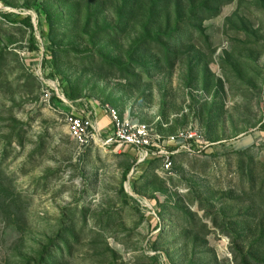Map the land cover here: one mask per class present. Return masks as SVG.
<instances>
[{"label":"rangeland","instance_id":"rangeland-1","mask_svg":"<svg viewBox=\"0 0 264 264\" xmlns=\"http://www.w3.org/2000/svg\"><path fill=\"white\" fill-rule=\"evenodd\" d=\"M57 90L202 141L124 191ZM0 264H264V0H0Z\"/></svg>","mask_w":264,"mask_h":264},{"label":"built area","instance_id":"built-area-1","mask_svg":"<svg viewBox=\"0 0 264 264\" xmlns=\"http://www.w3.org/2000/svg\"><path fill=\"white\" fill-rule=\"evenodd\" d=\"M57 94L70 106L66 110L68 129L80 145L95 143L112 150L121 151L129 148L134 151L135 161L124 185L125 190L129 192L132 175L140 164L157 158L161 160L163 169H170L176 152L181 149L194 151L191 141H202L196 129L182 128L166 135L151 123L132 115L129 109L121 111L119 106L110 103L100 105L110 118V122L102 126L99 124L96 105L87 103L82 106L76 103L74 105L65 93L57 90ZM168 144H173L174 147L168 148ZM144 203L150 206L148 201L144 200Z\"/></svg>","mask_w":264,"mask_h":264},{"label":"trees","instance_id":"trees-1","mask_svg":"<svg viewBox=\"0 0 264 264\" xmlns=\"http://www.w3.org/2000/svg\"><path fill=\"white\" fill-rule=\"evenodd\" d=\"M2 15L5 16V17H7V18H11L9 12H3ZM48 15H49L48 17L50 18V14H48ZM30 18H31V15L28 14L27 17H26V21L28 22L29 25L33 26V23H32V21H31ZM36 41H37V38H36L35 33L33 32L32 35H31V43L33 44L34 49L37 48ZM123 189H124V191H126L125 190V187H123Z\"/></svg>","mask_w":264,"mask_h":264},{"label":"crops","instance_id":"crops-1","mask_svg":"<svg viewBox=\"0 0 264 264\" xmlns=\"http://www.w3.org/2000/svg\"><path fill=\"white\" fill-rule=\"evenodd\" d=\"M98 117H99V124L100 125H106L110 122V118L107 114L104 113V111L101 108H97Z\"/></svg>","mask_w":264,"mask_h":264}]
</instances>
